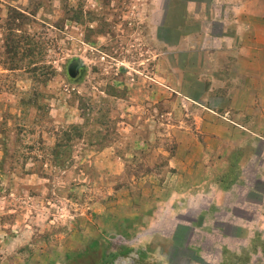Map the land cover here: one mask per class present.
Masks as SVG:
<instances>
[{
	"label": "rangeland",
	"instance_id": "rangeland-1",
	"mask_svg": "<svg viewBox=\"0 0 264 264\" xmlns=\"http://www.w3.org/2000/svg\"><path fill=\"white\" fill-rule=\"evenodd\" d=\"M191 1L0 0V264H264V30Z\"/></svg>",
	"mask_w": 264,
	"mask_h": 264
},
{
	"label": "crops",
	"instance_id": "crops-1",
	"mask_svg": "<svg viewBox=\"0 0 264 264\" xmlns=\"http://www.w3.org/2000/svg\"><path fill=\"white\" fill-rule=\"evenodd\" d=\"M187 7L186 15L192 13L195 21H199L201 25L209 21L221 25V29L224 27L229 30L224 37L229 42L228 51L237 54V59L239 58L237 67L241 68L249 63L247 41L253 32L256 35L260 29L264 30V0H192L187 3ZM215 36L216 39L222 38L220 35ZM234 38L235 41L231 42ZM243 166L244 158L238 164L241 173Z\"/></svg>",
	"mask_w": 264,
	"mask_h": 264
},
{
	"label": "water",
	"instance_id": "water-1",
	"mask_svg": "<svg viewBox=\"0 0 264 264\" xmlns=\"http://www.w3.org/2000/svg\"><path fill=\"white\" fill-rule=\"evenodd\" d=\"M78 68H80V63L77 60L71 61L68 65V74L71 77H75L78 72Z\"/></svg>",
	"mask_w": 264,
	"mask_h": 264
}]
</instances>
